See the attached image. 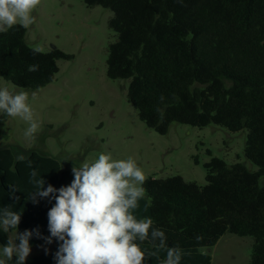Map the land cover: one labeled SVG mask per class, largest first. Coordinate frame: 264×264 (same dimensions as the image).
Wrapping results in <instances>:
<instances>
[{
    "label": "trees",
    "instance_id": "1",
    "mask_svg": "<svg viewBox=\"0 0 264 264\" xmlns=\"http://www.w3.org/2000/svg\"><path fill=\"white\" fill-rule=\"evenodd\" d=\"M82 1L114 14L107 77L130 81L127 100L140 121L160 135L172 123L247 130L245 157L258 167L251 172L242 163L228 165L212 157L205 164V186L180 176L145 179L133 214L151 219L152 228L165 233L166 246L137 240L146 254L144 264H163L168 247L181 249L180 264H211V255L201 250L212 249L226 234L252 237L248 264H264V0ZM26 34L20 25L0 33V77L36 91L55 80L59 60L72 56L60 49L36 50L26 43ZM33 65L37 70H30ZM32 169L45 188L69 186L74 179L53 157L20 145L1 147L0 209L11 206L21 214L18 229L4 231L0 224L2 246L15 231L38 230L29 240L31 248L51 237L47 214L55 200H31L37 190ZM51 242L52 252L25 264H57L62 241L51 237ZM152 252L156 255L149 257ZM3 261L15 264L16 257Z\"/></svg>",
    "mask_w": 264,
    "mask_h": 264
},
{
    "label": "rangeland",
    "instance_id": "2",
    "mask_svg": "<svg viewBox=\"0 0 264 264\" xmlns=\"http://www.w3.org/2000/svg\"><path fill=\"white\" fill-rule=\"evenodd\" d=\"M32 15L35 23L27 28L26 43L42 52L60 49L72 59L59 60L55 80L36 91L0 77V89L29 94L39 124L33 138L26 139L29 123L0 112V148L20 145L36 150L71 172L102 153L111 154L113 159L132 158L146 179L180 176L200 186L207 184L205 164L212 157L258 170L245 157L247 130L172 123L169 132L160 135L140 121L127 100L130 81L107 77L108 48L116 38L109 28L111 10L89 7L82 0H41ZM17 233H10V239L16 240ZM253 244L252 237L226 234L212 249L201 251L211 255V264H248ZM53 246L47 242L31 248L28 257L50 252ZM5 259L0 244V260Z\"/></svg>",
    "mask_w": 264,
    "mask_h": 264
},
{
    "label": "clouds",
    "instance_id": "3",
    "mask_svg": "<svg viewBox=\"0 0 264 264\" xmlns=\"http://www.w3.org/2000/svg\"><path fill=\"white\" fill-rule=\"evenodd\" d=\"M40 3L41 0H0V33L16 25L27 29L34 24L32 13ZM37 68L33 65L30 70ZM35 96L33 92V99ZM28 100L26 91L14 94L7 88L0 89V112L28 122L30 126L24 136L32 139L39 124ZM18 159L24 160V157ZM72 172L71 184L56 189L51 184L45 188L43 178L35 179L37 170L31 171L37 189L31 200L35 203L37 196L55 200L47 215L51 237L62 241L55 257L57 264H144L146 254L137 240L151 239L154 244L158 240L157 248H165V233L152 228L151 219H137L133 214L143 198L146 177L132 158L113 159L111 154L102 153L95 162L85 163L79 169L73 167ZM20 221L21 214L12 211L11 206L0 209L4 231L18 229ZM33 231L39 235L38 230H25L17 233L16 240L8 239L3 246V255L8 261L15 256V264H25L31 253L29 240ZM153 255L156 253L148 254ZM181 259V249L168 247L163 264H180ZM0 264L5 261L0 260Z\"/></svg>",
    "mask_w": 264,
    "mask_h": 264
},
{
    "label": "crops",
    "instance_id": "4",
    "mask_svg": "<svg viewBox=\"0 0 264 264\" xmlns=\"http://www.w3.org/2000/svg\"><path fill=\"white\" fill-rule=\"evenodd\" d=\"M53 244H54V243H53ZM54 247H55V245L53 246V249H54ZM53 249H52L50 252H52ZM50 252H46V253H50ZM42 254H44V253H42ZM39 255H41V254H39ZM34 256H37V255H34ZM34 256H31V257H34ZM28 258H30V257H28Z\"/></svg>",
    "mask_w": 264,
    "mask_h": 264
}]
</instances>
